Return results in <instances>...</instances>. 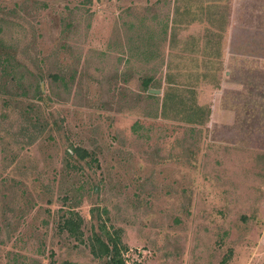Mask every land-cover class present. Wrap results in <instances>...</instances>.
<instances>
[{
    "label": "rangeland",
    "instance_id": "obj_1",
    "mask_svg": "<svg viewBox=\"0 0 264 264\" xmlns=\"http://www.w3.org/2000/svg\"><path fill=\"white\" fill-rule=\"evenodd\" d=\"M103 226L264 264V0H0V264H104Z\"/></svg>",
    "mask_w": 264,
    "mask_h": 264
},
{
    "label": "trees",
    "instance_id": "obj_2",
    "mask_svg": "<svg viewBox=\"0 0 264 264\" xmlns=\"http://www.w3.org/2000/svg\"><path fill=\"white\" fill-rule=\"evenodd\" d=\"M149 97L155 98L153 95H149ZM74 152H76L80 161H84L87 157H89L88 153L85 151L76 149ZM91 160L93 161L90 162L96 161L95 159ZM78 224L73 222L71 217H65L62 228L69 234L70 237L75 238L77 241H81L83 240V236L82 233L78 231ZM88 247L94 258L104 259V264H125L124 259L122 258V252L126 251V247L122 245L117 232L110 233L105 230L104 226L100 232H93L91 234L88 239Z\"/></svg>",
    "mask_w": 264,
    "mask_h": 264
},
{
    "label": "water",
    "instance_id": "obj_3",
    "mask_svg": "<svg viewBox=\"0 0 264 264\" xmlns=\"http://www.w3.org/2000/svg\"><path fill=\"white\" fill-rule=\"evenodd\" d=\"M149 93H150V94H157L158 91H155V90H149Z\"/></svg>",
    "mask_w": 264,
    "mask_h": 264
}]
</instances>
